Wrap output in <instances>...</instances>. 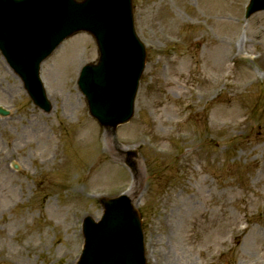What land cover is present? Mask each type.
<instances>
[{
	"label": "rangeland",
	"instance_id": "rangeland-1",
	"mask_svg": "<svg viewBox=\"0 0 264 264\" xmlns=\"http://www.w3.org/2000/svg\"><path fill=\"white\" fill-rule=\"evenodd\" d=\"M247 1L132 0L146 64L115 138L76 87L89 36L41 65L48 114L0 56V264H75L97 198L131 188V149L147 264H264V12L245 20Z\"/></svg>",
	"mask_w": 264,
	"mask_h": 264
},
{
	"label": "water",
	"instance_id": "water-1",
	"mask_svg": "<svg viewBox=\"0 0 264 264\" xmlns=\"http://www.w3.org/2000/svg\"><path fill=\"white\" fill-rule=\"evenodd\" d=\"M255 2L250 13L264 9V0ZM80 31L94 38L100 62L83 70L79 86L89 113L115 130L132 115L145 59L133 30L130 0H0V51L44 111L48 103L38 80L39 64L61 40ZM100 204L102 220L85 222L86 244L78 264H145L140 222L130 201L120 197Z\"/></svg>",
	"mask_w": 264,
	"mask_h": 264
}]
</instances>
